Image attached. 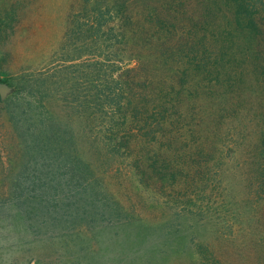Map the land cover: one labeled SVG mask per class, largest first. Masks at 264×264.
<instances>
[{"label": "rangeland", "instance_id": "obj_1", "mask_svg": "<svg viewBox=\"0 0 264 264\" xmlns=\"http://www.w3.org/2000/svg\"><path fill=\"white\" fill-rule=\"evenodd\" d=\"M82 3L0 0V13L13 19L0 36V264H264V186L256 182L264 171L251 163L264 140V88L250 75L236 88L205 91L197 100L204 112L190 114L192 137L232 136L217 157L219 175L193 195L195 214L173 205L187 201L184 189L179 200L170 191L154 194L138 184L126 161L96 157L82 141L77 157L91 168H61L53 170L52 181L31 183L48 179L52 167L40 164L56 167L59 157L16 135L10 139V108L3 101L11 99L20 112L33 78L59 74V65L75 62V40L65 36L67 15L80 12ZM46 103L60 116L61 103ZM230 114L237 115L235 124L222 117Z\"/></svg>", "mask_w": 264, "mask_h": 264}, {"label": "trees", "instance_id": "obj_2", "mask_svg": "<svg viewBox=\"0 0 264 264\" xmlns=\"http://www.w3.org/2000/svg\"><path fill=\"white\" fill-rule=\"evenodd\" d=\"M89 2L67 15L75 62L33 78L20 112L11 99L3 101L14 131L9 138L59 157L56 167L40 164L52 167L48 179L31 183L52 181L53 170L91 168L77 157L82 141L96 157L126 161L138 184L154 194L170 191L179 200L184 189L187 201L173 205L195 214L193 195L219 175L217 157L232 136L195 138L187 123L193 109L204 112L197 100L205 91L232 89L249 75L264 88V0H93L86 13ZM7 13H0V36L12 28ZM84 53L89 57L81 60ZM46 102L61 103L60 116ZM259 143L251 163L264 171V140ZM256 182L262 188L264 177Z\"/></svg>", "mask_w": 264, "mask_h": 264}, {"label": "water", "instance_id": "obj_3", "mask_svg": "<svg viewBox=\"0 0 264 264\" xmlns=\"http://www.w3.org/2000/svg\"><path fill=\"white\" fill-rule=\"evenodd\" d=\"M0 91L2 92V87L0 86Z\"/></svg>", "mask_w": 264, "mask_h": 264}]
</instances>
